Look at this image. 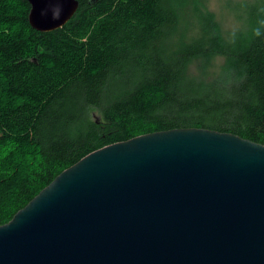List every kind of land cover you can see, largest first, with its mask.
<instances>
[{"label":"trees","instance_id":"obj_1","mask_svg":"<svg viewBox=\"0 0 264 264\" xmlns=\"http://www.w3.org/2000/svg\"><path fill=\"white\" fill-rule=\"evenodd\" d=\"M185 1L79 0L63 28L39 32L28 1L0 0V225L113 143L197 127L264 144V0L231 41L205 13L196 39L177 40ZM215 57L218 76L191 74Z\"/></svg>","mask_w":264,"mask_h":264},{"label":"water","instance_id":"obj_2","mask_svg":"<svg viewBox=\"0 0 264 264\" xmlns=\"http://www.w3.org/2000/svg\"><path fill=\"white\" fill-rule=\"evenodd\" d=\"M26 1L39 32L80 7ZM0 264H264V144L190 127L95 150L0 225Z\"/></svg>","mask_w":264,"mask_h":264},{"label":"rangeland","instance_id":"obj_3","mask_svg":"<svg viewBox=\"0 0 264 264\" xmlns=\"http://www.w3.org/2000/svg\"><path fill=\"white\" fill-rule=\"evenodd\" d=\"M255 0H188L179 4L180 22L176 39L192 41L202 29L200 13L212 14L220 26L222 35L231 41L239 32L248 28L247 8ZM250 12V10H249ZM223 57L200 58L191 63L190 72L199 79L211 80L218 76L223 65Z\"/></svg>","mask_w":264,"mask_h":264},{"label":"clouds","instance_id":"obj_4","mask_svg":"<svg viewBox=\"0 0 264 264\" xmlns=\"http://www.w3.org/2000/svg\"><path fill=\"white\" fill-rule=\"evenodd\" d=\"M257 35H259V32H257Z\"/></svg>","mask_w":264,"mask_h":264},{"label":"bare ground","instance_id":"obj_5","mask_svg":"<svg viewBox=\"0 0 264 264\" xmlns=\"http://www.w3.org/2000/svg\"><path fill=\"white\" fill-rule=\"evenodd\" d=\"M4 225V224H3Z\"/></svg>","mask_w":264,"mask_h":264}]
</instances>
